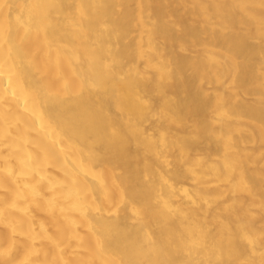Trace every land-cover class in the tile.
I'll return each mask as SVG.
<instances>
[{"label":"bare ground","instance_id":"1","mask_svg":"<svg viewBox=\"0 0 264 264\" xmlns=\"http://www.w3.org/2000/svg\"><path fill=\"white\" fill-rule=\"evenodd\" d=\"M259 142L264 0H0V264H264Z\"/></svg>","mask_w":264,"mask_h":264},{"label":"rangeland","instance_id":"2","mask_svg":"<svg viewBox=\"0 0 264 264\" xmlns=\"http://www.w3.org/2000/svg\"><path fill=\"white\" fill-rule=\"evenodd\" d=\"M151 2H154V0H150ZM161 6H165V8H164V10H169V8H168V6L167 5H165L164 3H162V5ZM150 11H152V10H150ZM149 14H152V12H149ZM166 20V22L170 25V26H172L173 24H171V21L168 19H165ZM159 43H160V46H162V47H164V48H166V47H168L169 46V44L168 43H166V42H162V41H158ZM141 69H143V66H141ZM203 89L204 90H207V91H211V92H214V91H216V92H222L223 94H225L226 95V97H229L228 95H229V93H228V91H227V89L224 87V86H215V87H208V86H206V85H203ZM241 96H243V95H241ZM243 97H245L248 101H250V102H254V99L251 97V96H243ZM192 118H194V117H192ZM192 118H190V125H189V127H188V130L189 131H191L192 132V134H196V132H197V130L193 127V125H191L192 124ZM210 118H212V119H214V120H218L219 118L218 117H216V116H214V115H210ZM168 126L170 127V129L173 131V132H175V130L177 129L176 128V126H175V124L174 123H169L168 124ZM212 129H214V130H216V125H214V126H212ZM256 133V132H255ZM257 147H262V148H264V144H262L261 142H259L257 145H256ZM250 155H252V157L254 158V165H251V168H255V167H259V168H261L262 169V167H263V165H262V162H261V159H263V158H259L258 156V154H257V152H254V153H252V154H250ZM189 159H195V158H202L203 157V155L201 154V152H195V151H193L192 149L189 151V154H188V156H187ZM206 159L207 160H210V159H212V157H211V155L210 156H207L206 157ZM264 160V159H263ZM189 187L190 188H192V189H194V190H200V186L199 185H197V184H195V183H193V182H190L189 184ZM230 198H233L234 196L233 195H230L229 196ZM259 209L258 208H255V211H258Z\"/></svg>","mask_w":264,"mask_h":264}]
</instances>
